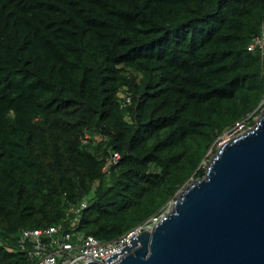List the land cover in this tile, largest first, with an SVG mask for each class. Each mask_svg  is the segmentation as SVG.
Listing matches in <instances>:
<instances>
[{
  "label": "trees",
  "instance_id": "16d2710c",
  "mask_svg": "<svg viewBox=\"0 0 264 264\" xmlns=\"http://www.w3.org/2000/svg\"><path fill=\"white\" fill-rule=\"evenodd\" d=\"M263 22L264 0H0V264L84 200L102 241L164 213L261 111Z\"/></svg>",
  "mask_w": 264,
  "mask_h": 264
},
{
  "label": "water",
  "instance_id": "95a60500",
  "mask_svg": "<svg viewBox=\"0 0 264 264\" xmlns=\"http://www.w3.org/2000/svg\"><path fill=\"white\" fill-rule=\"evenodd\" d=\"M207 165L109 264H264V112Z\"/></svg>",
  "mask_w": 264,
  "mask_h": 264
},
{
  "label": "built area",
  "instance_id": "2783aa9c",
  "mask_svg": "<svg viewBox=\"0 0 264 264\" xmlns=\"http://www.w3.org/2000/svg\"><path fill=\"white\" fill-rule=\"evenodd\" d=\"M256 47L260 48L264 61V22L261 25L260 33L252 39L249 45L250 50H254ZM130 100V96H126L125 101L130 102ZM260 105L263 109L264 98ZM244 127L245 122L239 121L230 131L235 134ZM121 158L120 152L116 150L109 152L102 171L110 177ZM87 206L88 201L81 202L80 206L75 209L77 216L71 221L68 228L50 226L22 229V235L17 246L18 250L28 253L32 259V264H85L90 260L109 264V259L113 255L119 254L131 242V239L140 235L145 229H152L165 214L164 212L160 216H152L143 224L121 236L102 241L94 235L86 234L78 229L81 223L82 210Z\"/></svg>",
  "mask_w": 264,
  "mask_h": 264
},
{
  "label": "rangeland",
  "instance_id": "374dc122",
  "mask_svg": "<svg viewBox=\"0 0 264 264\" xmlns=\"http://www.w3.org/2000/svg\"><path fill=\"white\" fill-rule=\"evenodd\" d=\"M263 112H264V108L263 109H261V111L257 114V115H255V117H254V122L252 123V125H250V126H248V127H244L243 129H241L240 131H238V132H236L235 134H233L232 132L233 131H228V132H226L222 137H220L219 138V140H218V142L216 143V145H215V147H214V151L211 153V155L205 160V162H204V167H205V169L207 170V167H208V162H210L211 161V159L213 158V156L216 154V152L220 149V147H221V145H222V143H223V141H225V139H227V140H230L229 138H234V137H237L238 135H240V134H242V133H245V132H247V130H249L250 128H252L253 126H255L256 125V123H257V121L259 120V118L261 117V115L263 114ZM234 135H236V136H234ZM192 181V180H191ZM191 181H189L179 192H178V194H177V196L178 195H180V193L182 192V191H184V189L187 187V185L191 182ZM176 196V197H177ZM173 201V200H172ZM172 201L170 202V204H169V206L172 204ZM168 210H166L165 211V213L167 212Z\"/></svg>",
  "mask_w": 264,
  "mask_h": 264
},
{
  "label": "bare ground",
  "instance_id": "6f19581e",
  "mask_svg": "<svg viewBox=\"0 0 264 264\" xmlns=\"http://www.w3.org/2000/svg\"><path fill=\"white\" fill-rule=\"evenodd\" d=\"M234 138H236V137H234ZM229 139H233V138H229ZM226 141H228V140H227V139H225V141H223V143H224V142H226ZM223 143H222V144H223Z\"/></svg>",
  "mask_w": 264,
  "mask_h": 264
},
{
  "label": "clouds",
  "instance_id": "9594fccd",
  "mask_svg": "<svg viewBox=\"0 0 264 264\" xmlns=\"http://www.w3.org/2000/svg\"><path fill=\"white\" fill-rule=\"evenodd\" d=\"M122 98L125 100L126 96L122 95Z\"/></svg>",
  "mask_w": 264,
  "mask_h": 264
}]
</instances>
